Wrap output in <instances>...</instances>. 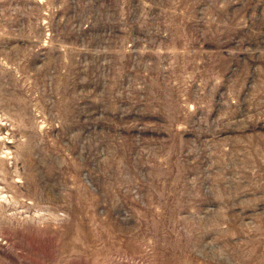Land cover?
<instances>
[{
    "label": "rangeland",
    "instance_id": "374dc122",
    "mask_svg": "<svg viewBox=\"0 0 264 264\" xmlns=\"http://www.w3.org/2000/svg\"><path fill=\"white\" fill-rule=\"evenodd\" d=\"M0 264H264V0H0Z\"/></svg>",
    "mask_w": 264,
    "mask_h": 264
}]
</instances>
